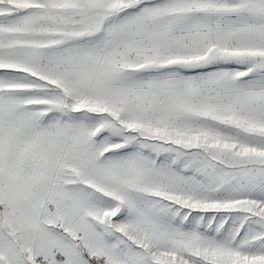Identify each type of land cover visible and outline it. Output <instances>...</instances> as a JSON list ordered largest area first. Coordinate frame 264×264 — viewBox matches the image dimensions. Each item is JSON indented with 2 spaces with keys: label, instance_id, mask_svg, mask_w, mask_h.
Masks as SVG:
<instances>
[{
  "label": "snow or ice",
  "instance_id": "obj_1",
  "mask_svg": "<svg viewBox=\"0 0 264 264\" xmlns=\"http://www.w3.org/2000/svg\"><path fill=\"white\" fill-rule=\"evenodd\" d=\"M0 264H264V0H0Z\"/></svg>",
  "mask_w": 264,
  "mask_h": 264
}]
</instances>
